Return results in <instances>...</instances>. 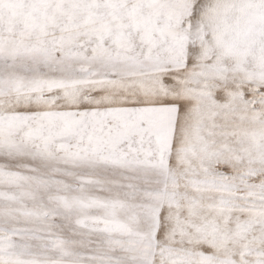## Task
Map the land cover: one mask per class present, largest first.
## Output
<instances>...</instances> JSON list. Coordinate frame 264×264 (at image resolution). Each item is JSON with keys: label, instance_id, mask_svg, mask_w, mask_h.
<instances>
[{"label": "snow or ice", "instance_id": "snow-or-ice-1", "mask_svg": "<svg viewBox=\"0 0 264 264\" xmlns=\"http://www.w3.org/2000/svg\"><path fill=\"white\" fill-rule=\"evenodd\" d=\"M0 264H264V0H0Z\"/></svg>", "mask_w": 264, "mask_h": 264}]
</instances>
